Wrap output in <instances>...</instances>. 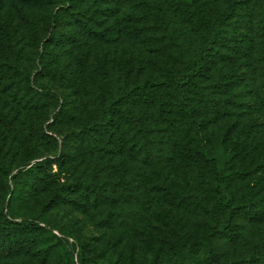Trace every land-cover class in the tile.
I'll list each match as a JSON object with an SVG mask.
<instances>
[{"label": "rangeland", "instance_id": "rangeland-1", "mask_svg": "<svg viewBox=\"0 0 264 264\" xmlns=\"http://www.w3.org/2000/svg\"><path fill=\"white\" fill-rule=\"evenodd\" d=\"M158 5V0H0V64L8 65L0 75V226L34 221L63 240L60 250L45 231L42 242L8 253L0 234V264H73L79 240L63 230L89 244L85 264H113L118 257L117 264L201 259L227 264L240 258L264 264V218L235 216L233 229L245 235L229 240L219 234L223 212L202 213L180 200L191 184L186 179L199 171L193 157L206 171L204 153L218 142L228 152L243 153L238 164L249 174L238 195L253 186L254 201L264 198V0H165L168 30L154 15ZM189 10L203 31L220 22L225 38L212 59L221 60V71L232 81L226 94L235 112L198 129L187 119L152 123L148 153L136 130L126 132L119 148L104 142L109 150H95L91 138L67 141L91 126L94 112L112 96L127 90L137 96L136 86L158 78L163 66L187 68L199 44ZM139 104L131 100L135 113ZM46 158L62 180L75 185L56 204L48 186L34 189L25 176L12 183L13 175ZM83 177L120 182L113 195L121 204L122 226L109 223L102 209L91 212L93 194L84 190ZM155 180L162 197L153 188ZM84 204L90 209L78 208ZM212 227L216 233L209 236ZM28 231L18 230L23 237ZM94 253L98 256L91 258Z\"/></svg>", "mask_w": 264, "mask_h": 264}, {"label": "trees", "instance_id": "trees-1", "mask_svg": "<svg viewBox=\"0 0 264 264\" xmlns=\"http://www.w3.org/2000/svg\"><path fill=\"white\" fill-rule=\"evenodd\" d=\"M258 2V0H257ZM158 8L154 11V15L158 18L163 30H168L167 16L164 8L165 0H158ZM262 3V1H261ZM69 5L70 2L68 1ZM67 5V6H68ZM263 5V3H262ZM65 5L64 7L67 8ZM191 24L195 26L199 44L194 50L192 57L187 64L186 69L171 66H163L160 68V76L158 78H147L141 84L136 86V95L133 90H127L121 96H112L103 108L94 112L91 126L82 127L79 131L73 133L70 138L90 139L91 145L97 149H107L104 142L118 144V148L123 145L126 132L133 133L135 130L141 133V140L146 147L147 153L151 151V146L148 145V140L152 138L154 131L150 125L152 123H171L173 121H190L191 125H195L196 129L201 128L205 121H215V119H224L231 116L235 111L232 108L230 97L228 93L231 79H227V74L224 75L220 68V61L212 59L220 54V47L223 44L225 36L222 34V27L220 22H215L210 26L209 31H203L198 24L196 15L189 10ZM7 64H0V75ZM207 82V84H206ZM209 83V84H208ZM51 97H58L57 94L48 92ZM140 100L139 113H135L131 106V100ZM91 113V109L89 110ZM91 117V115H90ZM189 124V123H188ZM85 132L87 133L85 135ZM75 141H72L74 143ZM66 143V141H65ZM68 143V142H67ZM69 142V146L75 149V146ZM224 144L216 143L212 151L204 153L203 163L206 164L207 170L202 171V166L198 159L194 156L195 164H198L194 174L186 179L189 185L186 186V193H182L180 200L182 204H194L199 208L200 212L208 213L210 209H218L226 215V219L219 231L223 238L229 240L241 239L244 237V232L234 230L232 227V219L238 215H244L247 219L262 220L264 218V198L254 201L257 196L255 187L244 189L245 191L238 195L236 190L242 188L247 182L249 170L242 164H238V159H243V153L235 151H227L223 148ZM111 149V147H109ZM192 149V147H191ZM235 150V149H234ZM61 156L56 157L60 159ZM196 159V160H195ZM66 160V159H65ZM63 160V164L64 161ZM147 158L145 159V161ZM193 162V161H192ZM198 162V163H197ZM52 161L46 159L36 161L28 168L22 169L18 174L13 175L12 183H18V179L22 176L27 177L29 185L35 189L37 184H43L53 189V203L63 200L64 194L74 192L75 185L67 180H62L60 173L54 171L52 168ZM59 164H62L59 161ZM200 165V166H199ZM83 188L87 194L91 192V212L104 210L108 214L109 223L122 226L125 221L122 218L123 211L121 204L116 201L114 194L119 187L120 182H109L107 178L104 181L94 179L89 180L83 177ZM204 179L209 180V187ZM107 183L110 184L107 187ZM153 188L157 193L162 195L160 190L163 188L158 184V180L153 183ZM167 190L170 192L168 193ZM166 192L171 194V189L168 188ZM235 190V191H234ZM178 192V191H176ZM259 192V191H258ZM159 194V195H160ZM112 197V198H111ZM189 200V201H188ZM162 199H159V203ZM81 210L90 209L89 205H82L78 207ZM138 210H134L132 214H137ZM11 217H14L11 215ZM104 220H107L104 219ZM28 228L30 233L27 236H22L18 232L19 229ZM48 231L50 235L46 236L47 240H53L54 246L59 247L63 243L56 234L47 230L43 226L34 221L31 222H17L7 221L0 226V234L2 237V244L4 251L11 253L16 248L26 244H35L42 242L44 232ZM209 236H213L216 230L208 229ZM63 234L69 235L73 240H79L78 252L76 261L73 264H85L86 252L89 250L87 241H81L75 231L66 232ZM50 245V244H49ZM210 249V238L208 241ZM91 244V250L94 248ZM210 252L207 258L210 261ZM94 256V257H93ZM91 258L98 255L94 253ZM120 257L117 258V260ZM117 260L113 264H117ZM206 259L197 261V264H204ZM227 264H251V261L246 258L228 261Z\"/></svg>", "mask_w": 264, "mask_h": 264}]
</instances>
